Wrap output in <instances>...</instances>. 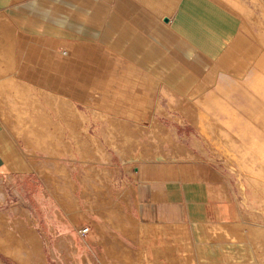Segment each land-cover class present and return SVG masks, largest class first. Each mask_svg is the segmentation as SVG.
I'll return each mask as SVG.
<instances>
[{"label": "crops", "instance_id": "obj_1", "mask_svg": "<svg viewBox=\"0 0 264 264\" xmlns=\"http://www.w3.org/2000/svg\"><path fill=\"white\" fill-rule=\"evenodd\" d=\"M259 37L264 44V33ZM262 51L255 32L224 0H0V88L24 92L19 108L28 119L32 109L44 112L43 96L50 102L56 96L78 119L77 110L108 115L111 133L125 122L179 127L193 124L201 99L210 107L204 98L210 93L211 104L226 116L222 124L231 129L241 119L227 103L229 90L211 91L222 76L241 79L254 65L250 86L264 97ZM8 91L0 99L7 120L16 110ZM256 117L264 122V113ZM234 134L240 145L215 129L225 148L240 153L255 183L264 174V128L251 123ZM111 139L106 142L113 144ZM251 150L260 153L258 161ZM188 170L195 169L158 160L135 168L133 197L126 204L132 219L114 220L123 229L135 227L133 248L127 247L144 260L140 264H259L255 223L240 210L244 199L237 183L230 189L215 169L206 168L202 177L186 176ZM30 171V161L0 121V177ZM107 215L112 220L113 209Z\"/></svg>", "mask_w": 264, "mask_h": 264}, {"label": "rangeland", "instance_id": "obj_2", "mask_svg": "<svg viewBox=\"0 0 264 264\" xmlns=\"http://www.w3.org/2000/svg\"><path fill=\"white\" fill-rule=\"evenodd\" d=\"M224 1L255 32L264 53V44L259 37L264 33V0ZM253 67L241 79L222 76L211 91L220 94L229 90L227 103L235 108L241 119V125L231 129L222 124L226 116L211 104L210 93L204 97L210 107L205 108L201 99L200 117L196 114V118L191 119L192 125L174 127L156 121L140 124L124 121L125 128L112 127L114 133L109 130L108 115L76 109L82 115L78 119L68 112L69 103L64 100L61 103V98L56 96L53 97L57 100L50 102L43 96L40 105L44 112L32 109L28 113L40 120L43 127L46 121L44 128L49 133L45 134L51 143L49 148L32 144L23 133L16 132L14 120L2 116L8 111L1 110L5 107L1 102L0 121L30 161L31 171L0 177V236L10 245L19 241L25 248L22 250L24 257L32 249L27 256V264H140L141 259L133 260V263L125 259L126 255L140 257L127 247L133 248L130 240L134 241L136 237L134 225L131 223L129 231H126L114 220L126 222L132 219L126 204L133 197L131 179L135 176V168L158 160L171 162L175 167L191 165L195 170H188L186 176L192 177L204 176L206 168L215 169L230 189L237 183L239 196L244 199L240 210L250 215L255 223V259L264 264V174L252 183L242 165L240 153L225 148L221 137L215 135V129L220 127L240 145L235 130L244 129L251 123L264 128L263 120L256 117L264 113V97H259L250 86ZM31 94L34 100L39 97L34 88ZM250 97L255 103L250 101ZM121 130L122 133L119 132ZM48 137L54 138L58 144L63 143L64 147L54 148L56 142ZM260 137L264 138V134ZM110 138L116 147L106 142ZM248 139L246 136L243 143L249 145ZM82 142L86 143L85 153ZM249 153L258 161L259 152L251 150ZM225 197L229 199L227 193ZM109 209L115 213L112 220L107 218ZM82 227H88V231L81 236L78 229ZM19 262L0 249V264L23 263Z\"/></svg>", "mask_w": 264, "mask_h": 264}, {"label": "bare ground", "instance_id": "obj_3", "mask_svg": "<svg viewBox=\"0 0 264 264\" xmlns=\"http://www.w3.org/2000/svg\"><path fill=\"white\" fill-rule=\"evenodd\" d=\"M10 81V80H9ZM6 86H8V85H6ZM6 89V90H5ZM5 89H1L0 88V99L3 97V94H4V92H7L8 91V88H6L5 87ZM9 91H12L13 93H14V97H15V99H16V110L15 111H12L11 113H12V117H13V120H14V129H15V131L16 132H18V133H23L28 139H30L31 141H34V143L36 144V145H38V146H49V148H50V144L51 143H49V141L47 140V138L45 137V134L47 133V134H49L48 132H46V129L44 128L45 127V125H46V121H45V125H44V127L42 126V123L40 122V120H37L36 118H34V117H31V118H27V116H26V113L22 110V109H20L19 107H21L22 106V103L24 102V100H25V94H24V92L21 90V89H18V88H16V87H14L13 89H9ZM11 92V93H12ZM11 95V94H10ZM30 104H31V106L32 107H35V105H34V101L33 100H31L30 99ZM67 108H68V112L70 111V113H72V114H74V115H76L77 116V113H76V111L73 109V107L69 104V105H67ZM34 113H35V111H34ZM36 113H37V111H36ZM3 114V113H2ZM70 115V114H69ZM39 116V115H38ZM71 116V115H70ZM44 118H45V116H44ZM5 120V119H4ZM47 120H49V119H47ZM43 121H44V119H43ZM70 122V121H69ZM73 122H74V120H73ZM44 123V122H43ZM49 125V124H48ZM47 126V125H46ZM44 132L43 134L41 133V132ZM44 136V137H43ZM46 138V139H45ZM48 139H53L54 140V138H50V137H48ZM126 139H128V138H126ZM130 139V138H129ZM53 140H52V142H53ZM128 142V141H127ZM54 145H55V143H54ZM52 146H53V144H52ZM82 146V151H84V153H85V151L87 150L86 149V147L82 144L81 145ZM83 153V154H84ZM62 171V170H61ZM64 172V171H63ZM126 231H129V230H127V229H125ZM28 232V231H27ZM26 234V233H25ZM131 235V234H130ZM9 236L10 235H8V238H9ZM25 236V235H24ZM11 237V236H10ZM132 237V236H131ZM13 239V238H12ZM11 239V240H12ZM11 243V242H10ZM35 243V242H34ZM115 243V242H114ZM114 243L112 244V245H114ZM119 243V242H118ZM34 245V244H33ZM119 245V244H118ZM117 244H116V246L119 248V246H118ZM11 246V247H10ZM34 246H36L37 247V245H34ZM34 246H32L33 248H34ZM107 246V245H106ZM123 246V245H122ZM113 247V246H112ZM111 247V248H112ZM124 247V246H123ZM123 247H122V249H123ZM121 248V247H120ZM0 249H1V251L3 250L5 253H9V254H11V255H13L14 257H15V260L16 259H19L20 260V262L19 263H29L28 261V259H27V256L29 255V253H31V250L29 251V252H27V256L26 257H24L23 256V252H22V250L23 249H25L24 247H23V245L19 242V241H15V243H14V241H13V243L10 245L9 244V242H7L3 237H1L0 236ZM125 249V248H124ZM36 250V249H35ZM37 252H38V249L36 250ZM132 252V251H131ZM139 252V251H138ZM40 253V252H39ZM113 253V252H112ZM124 253V252H123ZM126 253V252H125ZM140 253V252H139ZM36 254V253H35ZM38 254V253H37ZM128 254V253H127ZM130 254V253H129ZM133 254V253H132ZM142 254V253H141ZM39 255V254H38ZM120 255H122V254H120ZM125 255V254H124ZM143 255V254H142ZM7 256V255H6ZM37 256V255H36ZM120 257V256H119ZM127 257V258H126ZM119 260H123V258H118ZM125 259H129V260H131L132 261V263H133V260H137L138 259V257L136 258V256H132V255H126L125 256ZM140 259V258H139ZM28 260V261H27ZM18 261V260H17ZM123 261H127V260H123ZM143 261V260H142ZM150 262V261H149ZM22 263V264H23ZM126 263H129V262H126ZM154 264V263H153Z\"/></svg>", "mask_w": 264, "mask_h": 264}, {"label": "built area", "instance_id": "obj_4", "mask_svg": "<svg viewBox=\"0 0 264 264\" xmlns=\"http://www.w3.org/2000/svg\"><path fill=\"white\" fill-rule=\"evenodd\" d=\"M87 231H88V227H82V228L78 229V234L82 236V235H84Z\"/></svg>", "mask_w": 264, "mask_h": 264}]
</instances>
